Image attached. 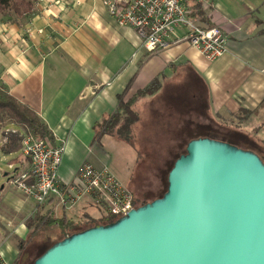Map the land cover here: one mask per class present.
Masks as SVG:
<instances>
[{
  "label": "crops",
  "instance_id": "crops-1",
  "mask_svg": "<svg viewBox=\"0 0 264 264\" xmlns=\"http://www.w3.org/2000/svg\"><path fill=\"white\" fill-rule=\"evenodd\" d=\"M33 1L29 15H0V83L39 115L55 144H63L58 172L65 183L76 180L85 162L100 169L107 166L117 177L106 144H120L113 138L125 140L110 134L95 140L94 127L117 110L118 95L131 80L127 97L155 77L162 82L159 91L134 104L139 113L133 127L135 142H125L139 156L162 134L169 161L185 149L196 125L218 130L233 117L246 123L263 110L264 34H257L261 26L256 20L264 21V0H187L190 9L201 5L204 17H195L201 26H219L228 37L227 53L215 60L186 43L148 52L135 28L119 25L104 0ZM245 113L250 116L244 118ZM6 126L17 132L14 125ZM27 164L22 157L13 172ZM43 205L45 210L53 208L58 217L82 222L84 228L90 219L106 215L88 197L72 208L58 205L55 199ZM89 207L99 214H90ZM38 208L24 193L1 201L0 253L9 264H16L18 240L27 239L26 221Z\"/></svg>",
  "mask_w": 264,
  "mask_h": 264
},
{
  "label": "water",
  "instance_id": "water-1",
  "mask_svg": "<svg viewBox=\"0 0 264 264\" xmlns=\"http://www.w3.org/2000/svg\"><path fill=\"white\" fill-rule=\"evenodd\" d=\"M33 264H264V162L228 141L192 139L163 196Z\"/></svg>",
  "mask_w": 264,
  "mask_h": 264
},
{
  "label": "built area",
  "instance_id": "built-area-1",
  "mask_svg": "<svg viewBox=\"0 0 264 264\" xmlns=\"http://www.w3.org/2000/svg\"><path fill=\"white\" fill-rule=\"evenodd\" d=\"M187 0H104L109 14L121 26L135 28L141 45L150 53L186 43L208 60L224 56L228 37L219 26H201L189 17ZM24 157L30 167L12 173L13 182L38 204L55 199L58 205L72 208L85 198L107 215L119 219L136 207L137 198L106 166L97 168L90 162L81 165L77 178L65 183L59 177L63 144L24 132ZM0 264H9L0 253Z\"/></svg>",
  "mask_w": 264,
  "mask_h": 264
},
{
  "label": "trees",
  "instance_id": "trees-1",
  "mask_svg": "<svg viewBox=\"0 0 264 264\" xmlns=\"http://www.w3.org/2000/svg\"><path fill=\"white\" fill-rule=\"evenodd\" d=\"M188 7V6H187ZM189 17H196L200 15L204 17V12L201 9V5L197 4V7L189 8ZM34 11V1L33 0H0V15L5 13H10L15 17L29 15ZM258 26L261 28L257 31V34H264V21L256 20ZM131 82L127 85L126 89L118 95V107L117 110L111 114L107 119L102 122L95 124V140H100L101 137L105 134H110L116 136L120 139H123L131 144H134L133 140V127L139 120V113L135 109L134 104L137 100L147 95H151L159 91L161 88L162 82L161 77H155L149 85L138 90L134 95L127 97L130 90ZM247 113V112H246ZM245 113L244 118H247L249 115ZM8 120V124L14 125L17 128V132L8 138L9 141L3 144V151L10 152L14 149L22 146V138L24 132H29L40 138H50L54 142V136L47 124L39 117V115L28 105L16 99L8 89L0 83V122ZM209 133L208 137H213V134L219 136V140L228 141L231 144L243 148L245 150L253 151L257 154H260L258 150V145H255L251 141L249 136H246L242 139H236L234 132L231 133V139H224L220 136L219 133L215 132ZM189 142V141H188ZM188 144V143H187ZM187 147V146H186ZM186 147L183 153H186ZM183 153H179L174 156L175 160ZM175 160L173 161L175 163ZM174 163H172L171 168ZM170 168V169H171ZM15 170L13 173H17ZM165 172V171H164ZM169 174V172H168ZM168 189V176H167V187L165 192ZM164 192V193H165ZM162 190L158 193H153L151 200H154L158 197L164 195ZM149 201V202H150ZM43 204H39V208L36 213L30 216L26 225L28 227V237L25 240H18L17 247L19 249V257L16 264H21L22 260L25 257V251L27 247L32 245L36 236L40 233L47 234L46 231L50 230L53 234L48 235L47 237H52V243L50 246L43 245L38 248L40 253L37 258L42 256L47 250L53 247L58 242L64 240L65 238L84 231L90 227L102 224L113 223L117 218H113L110 215H105L104 218L99 220L90 219L85 224H88L87 227H82V222L76 223L67 217L56 216L53 208L45 210ZM84 224V223H83Z\"/></svg>",
  "mask_w": 264,
  "mask_h": 264
},
{
  "label": "rangeland",
  "instance_id": "rangeland-1",
  "mask_svg": "<svg viewBox=\"0 0 264 264\" xmlns=\"http://www.w3.org/2000/svg\"><path fill=\"white\" fill-rule=\"evenodd\" d=\"M231 120L232 121L229 120V123L224 122V125H221L220 128L215 126L216 129H218L215 132L219 133L224 139H231V133L233 132L236 139L243 138L244 140V137L246 138V136H249L251 141H253L255 145H258V150L260 151V154L258 155L264 162V106L263 110L261 108L258 115H253L252 119L250 121L248 120L246 123L240 121L238 117H233ZM7 122L8 120L0 122V203L5 197L19 196L23 193L13 182L9 183L10 178L13 175V170L20 166V159L24 157V154L21 147L10 152L3 151V142L9 141L8 138L13 134L12 130H6ZM212 132H214V129H211V127L196 125L195 128L189 131V135L192 140L207 137V135ZM134 136L136 139V131H134ZM158 136L159 138L154 145L150 146L147 143L148 146L142 148L141 153L143 155L141 156H139L138 151L132 147V145L125 141L113 138L115 143L120 144H106L107 149L112 154L113 160L111 163V169L136 196V207L142 206L151 200L150 197L147 198L149 192L158 193L162 190L164 193L167 187L168 172L170 171L175 158L169 157L168 161V149L165 147L166 141L162 134H159ZM212 138L220 139L219 136H216L215 134H213ZM136 143L138 145L141 144L139 141H136ZM173 148L175 147L171 148L172 151L176 150ZM180 151L181 152L179 153H183L184 149H181ZM165 160L168 162L166 163ZM29 167L30 165L27 164L24 169ZM162 170L165 171L163 176L161 173ZM88 210L92 215L99 214L97 209L93 207H89ZM46 233L47 234L40 233L34 238L35 240L31 242L32 245L27 247L25 257L21 264H33L40 254L38 248L43 245L50 246V243H52V237L47 236H53V234H50L52 233L50 230H47ZM8 234L9 232H5L6 237H12Z\"/></svg>",
  "mask_w": 264,
  "mask_h": 264
}]
</instances>
